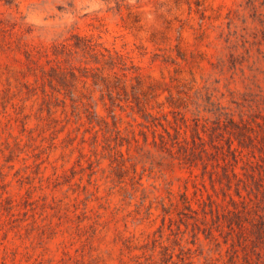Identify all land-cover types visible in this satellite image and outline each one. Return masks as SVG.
I'll return each instance as SVG.
<instances>
[{"label": "rangeland", "instance_id": "obj_1", "mask_svg": "<svg viewBox=\"0 0 264 264\" xmlns=\"http://www.w3.org/2000/svg\"><path fill=\"white\" fill-rule=\"evenodd\" d=\"M0 264H264V0L0 1Z\"/></svg>", "mask_w": 264, "mask_h": 264}, {"label": "trees", "instance_id": "obj_2", "mask_svg": "<svg viewBox=\"0 0 264 264\" xmlns=\"http://www.w3.org/2000/svg\"><path fill=\"white\" fill-rule=\"evenodd\" d=\"M0 1H3L4 4H5V5H8V6H11V5L14 3V0H0ZM143 84H144V82H143L139 77H137V85H138V87L143 86ZM151 85L153 86V85H155V84H151ZM151 85H150V87H151ZM153 96H154V95H153ZM145 117H152V115L146 113V114H145Z\"/></svg>", "mask_w": 264, "mask_h": 264}]
</instances>
